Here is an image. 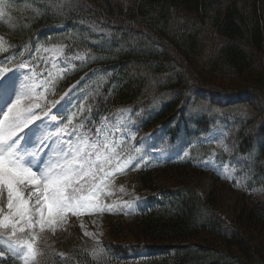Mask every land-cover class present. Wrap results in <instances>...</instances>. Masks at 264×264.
Listing matches in <instances>:
<instances>
[{
  "label": "trees",
  "instance_id": "1",
  "mask_svg": "<svg viewBox=\"0 0 264 264\" xmlns=\"http://www.w3.org/2000/svg\"><path fill=\"white\" fill-rule=\"evenodd\" d=\"M27 1L33 10L0 22L9 43L43 34L99 54L63 82L66 87L88 73L91 64L107 73L88 100L85 127L133 107L141 111L135 117L141 129L163 128L153 140L157 149L166 139L190 145L209 130L214 115L199 106L235 105L246 113L228 140L236 174L226 183L241 196L229 215L220 214L214 191L205 197L197 191L194 175L205 173L197 160L210 145L195 143L188 156L134 176V188L144 195L130 231L135 242L113 220L115 240L80 241L54 250L43 264H264V200L254 193L264 190V0ZM60 23L67 27L56 30ZM91 26L108 34L93 39ZM166 171L173 185L153 181ZM3 264L21 262L7 258Z\"/></svg>",
  "mask_w": 264,
  "mask_h": 264
},
{
  "label": "rangeland",
  "instance_id": "2",
  "mask_svg": "<svg viewBox=\"0 0 264 264\" xmlns=\"http://www.w3.org/2000/svg\"><path fill=\"white\" fill-rule=\"evenodd\" d=\"M4 2L8 3L4 9L5 16L9 17L8 21L11 20V15L15 16L13 17L15 20L25 14L29 11V9H25V6H31L30 3H26L20 8L21 3L16 0H11L10 4L9 0H4ZM8 6L12 10L10 16L7 12ZM94 30L97 38L93 39L102 40L108 34L103 30ZM12 53L11 47L0 36V70H2L0 75L8 74L11 70L9 76L11 86L7 94L0 89V109L7 110L4 100L7 95H11V99L14 100L16 97L12 92L14 89H18L22 83L27 82L34 88L35 91L24 96L23 105L39 104L41 108L36 111L40 116H43L44 112H51L52 115H55V112L59 114L55 115L58 122L55 127L45 128L44 125H40L46 137L59 133L56 143L44 156V163L54 162L57 154L54 150L58 148L61 141L71 140L73 146L80 145L85 150L91 151L93 153L92 160L95 163L86 166L80 176L75 178V181L77 185L83 186L85 189L81 195L91 198L103 209L85 207L79 211L66 210L51 225L45 224L43 229L39 225H36L34 229L29 228L26 223H17L16 228H12L11 224L0 227V233L6 234L10 239V241H5V244L9 245L8 248L17 250L18 258H22L23 245L29 242L36 251V256L31 264H40L46 252L49 254L54 250H64L80 241L98 243L104 239L115 240L111 226L113 220H119L121 230L126 231L131 236L129 240L135 242L136 239L130 231L135 228L137 203L142 198V194L134 188L136 171L143 165L157 160L176 158L185 146L188 147L197 142L219 147V149L212 150L202 160L201 166L205 173L194 175L198 193L205 197L210 191H214L217 198V209L222 215H229L230 211L237 207L241 196L239 193L231 191L226 183V179L234 177L235 168L229 163L231 160L225 158V155L231 150L227 140L233 126H236L246 116L242 107L235 105H230L231 107H197L200 111L211 112L208 114L214 115V124L190 145L182 144L176 138L175 141L166 139L163 142H158V145L162 147L153 148L151 144L155 138L160 137L163 128L158 126L155 132L137 130L132 120L138 114L134 108H123L115 115L107 116L96 129V136L90 137L83 132L69 128L68 124L73 123L76 116L85 117L81 114L87 110V100L94 96L104 84L107 73L90 65V71L85 74L82 82L72 84L63 94L56 96L53 88L54 81L73 68L74 62H84L85 53L77 51L76 54L67 55L64 45L48 44L40 40L31 49L29 48L27 58L24 60L15 62L21 57L13 56ZM88 54L92 59L99 55L95 50H88ZM66 93L68 95L65 98ZM68 105L69 108L66 109ZM61 116L64 118V123H61ZM2 118L0 115V119ZM48 123L49 121L45 120L44 124ZM93 143L96 145L95 148H90L89 146ZM165 147L174 150V155H169ZM200 155L198 153L197 156ZM139 157H143V160H140ZM129 161L133 162L132 165L126 166ZM137 163L140 165L139 167H136ZM171 176L172 173L166 171L157 173L152 176V179L157 184L169 186L173 185ZM18 189L30 205L35 202L38 193L34 184L22 181L18 185ZM255 193L264 200V190H255ZM0 207H3L7 212L6 190ZM4 261V255L0 251V264H3ZM21 262L23 264V259Z\"/></svg>",
  "mask_w": 264,
  "mask_h": 264
},
{
  "label": "snow or ice",
  "instance_id": "3",
  "mask_svg": "<svg viewBox=\"0 0 264 264\" xmlns=\"http://www.w3.org/2000/svg\"><path fill=\"white\" fill-rule=\"evenodd\" d=\"M6 6L4 0H0V15L4 14ZM10 74L11 70L8 74L0 75V89L6 94L11 86ZM33 91L35 89L27 82L22 83L12 92L16 97L14 100L11 95L4 100L7 110L0 109L3 117L0 119V203L5 190L7 200V212L0 207V227L11 224L12 228H16L17 223H26L29 228L34 229L39 225L43 229L45 224L51 225L66 210L79 211L85 207L103 210L91 198L81 195L85 189L75 181L86 166L95 163L91 151L80 145L73 146L71 140L61 141L54 150L57 153L54 162L44 163V156L56 143L59 133L46 137L40 125L55 127L58 122L51 112L38 115L36 110L41 108L39 104L23 105L24 96ZM45 120L49 121L47 125L44 124ZM95 146L93 143L89 147ZM139 159L143 160V157ZM132 163L129 161L126 166ZM139 166L137 163L136 167ZM22 181L36 186L38 196L31 205L18 189ZM23 248V264H31L36 251L30 242Z\"/></svg>",
  "mask_w": 264,
  "mask_h": 264
}]
</instances>
